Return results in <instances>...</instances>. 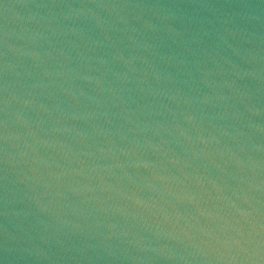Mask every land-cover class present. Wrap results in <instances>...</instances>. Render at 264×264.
<instances>
[{
	"label": "water",
	"instance_id": "95a60500",
	"mask_svg": "<svg viewBox=\"0 0 264 264\" xmlns=\"http://www.w3.org/2000/svg\"><path fill=\"white\" fill-rule=\"evenodd\" d=\"M0 151L166 264H264V0H0Z\"/></svg>",
	"mask_w": 264,
	"mask_h": 264
}]
</instances>
